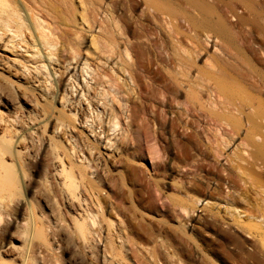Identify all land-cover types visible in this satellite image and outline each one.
I'll return each instance as SVG.
<instances>
[{
	"label": "bare ground",
	"instance_id": "obj_1",
	"mask_svg": "<svg viewBox=\"0 0 264 264\" xmlns=\"http://www.w3.org/2000/svg\"><path fill=\"white\" fill-rule=\"evenodd\" d=\"M37 1L39 0L35 2ZM65 1L60 2L67 7ZM55 2L50 3L57 4ZM71 2L72 4L69 3L73 6L74 3ZM91 2L95 6H91L95 10L92 14L97 12V16H101L105 11L107 20H104L108 23L110 21V28L105 27L109 35L103 30L102 34L106 33L109 36L108 44L104 45L108 54L105 55L111 59L112 66L108 68L111 69L112 74H100L97 78L98 73H96L95 76L90 77V80L87 79L88 82L86 80L83 86L80 83L79 73L77 75L75 72L79 60L75 62L76 65L68 63L65 67L66 75L63 71L59 72L64 66L59 62L61 50L52 51V49L60 43L62 45L64 41H59L54 29L50 28V23H47L48 20L45 21L44 18L36 15L31 9V4L29 5L26 0H0V40H4L7 34H12L11 39L21 38L22 42L28 45V49L36 50L32 56H38L34 62L30 61L33 64L32 68L27 65H25L27 69L22 67L29 75L24 77L28 76L30 79L32 86H28L33 87L30 88L31 92L36 93L37 96L36 101H33L35 106L32 105L34 107L31 108L29 104L31 111L35 113L34 118L28 121L30 118L23 113V115L18 114L19 112H14L15 117L12 118L4 116L6 112L0 114V199L16 196L18 193L16 189L19 190L24 184L22 182L28 177L26 176L22 181L24 170L20 163L16 164V158L27 152L22 154V149H28L30 146L24 145L22 149L17 150L16 145L23 140L26 141V136L30 138L33 136L37 143L42 144L43 133L39 131V125L55 116L54 105L60 93L61 106L65 108V112L73 114V118L72 114L69 115L71 120L74 119V123L60 114L55 117L60 122L56 129L62 128L58 135L61 136L60 138L70 134V139H74V142L67 147L64 142L56 140L57 142L52 145L51 149L54 152L52 157L48 155L46 160L53 162L59 160L61 165L56 170L48 169L49 173L46 174L44 185L48 184L46 186L51 193L49 186L50 183L52 184L54 199L56 195H60V192L63 193L62 198L68 210L74 212L77 209L74 213L77 215L74 218L75 234L93 245L82 249V254L91 258L90 264H192L191 257L195 247L190 241L191 238L187 236L190 231L199 236V240H202L203 234L213 235L205 249L208 255L212 254L213 257L218 258L213 260L212 256L203 257L196 264H216L215 261L218 262L220 259L225 264H264V70L260 71L256 68L258 64H264V58L258 56L254 47L258 36L264 39V0H129L127 6L132 11L139 12L138 15L136 14L137 17L134 16L137 18L134 24L135 44L133 45H136L134 49L129 37L126 36L133 26L129 25V20V23L124 21L125 17L123 20L119 13L122 6L120 0H109L108 4L105 2L106 10H103V5L101 6L102 0ZM88 4L89 7L91 3ZM99 10L102 14H98ZM64 11L61 10L62 16ZM82 13H85V9ZM104 20L100 21L102 25H105ZM94 22L96 23V20ZM85 23H88L87 19ZM101 28L99 27V30ZM242 32L243 37L240 36ZM254 32H259L260 35L257 36ZM98 36H94V39L99 38ZM243 39L245 42H241ZM74 46H70V51L73 53L72 58L76 59L79 56L77 50L79 48L76 49ZM47 60L53 62L52 72L46 65ZM197 61H202L203 68L196 66ZM87 63L86 61V66ZM116 64H120L125 74L123 86L118 82L120 75L115 72ZM86 74L91 75L90 71L89 73L86 71ZM54 76L59 77L58 85L53 81L51 90H48L49 87L47 88L44 82L53 79ZM101 77L106 79L103 84ZM90 81L101 85V89L95 88ZM7 95L11 94L7 93ZM136 95L139 102L134 98ZM31 99L33 98L29 100L32 101ZM2 103L8 105L7 101L2 100ZM12 109L16 110L14 107ZM28 112L27 114L31 113ZM7 114L10 115L8 112ZM78 126L83 127L87 132V134L78 133L79 141L72 133L74 131L72 129ZM68 128L70 131H67ZM51 149L48 152L50 154ZM145 150L151 154L150 158L153 160V170H149V173L136 164ZM8 155L11 157H7ZM27 155L26 153L25 157ZM73 156L82 163L77 165L73 162ZM47 165L52 168L51 163ZM118 167L124 169V177L120 176L119 179L121 181H118L114 174ZM174 173L177 174L175 180L164 182ZM33 178L35 177L32 176ZM124 180L133 187L134 191L125 189ZM211 181L214 183L212 184ZM56 185L62 188L60 192L56 189ZM107 187L122 198L119 200H122V203L137 195L146 213L147 211L162 213L178 225L172 226L166 221L148 219L147 215L138 217L136 213H130L131 207L124 208L120 205L112 208V210L117 209V220L110 222L107 220L108 225H104L106 216L104 214L109 211L110 203L104 197H100V193ZM164 188L172 189L175 194L168 195ZM57 197L61 199V196ZM4 200L6 202L7 199ZM201 200L207 201L201 210V213L205 211V214L195 216L200 210ZM10 202L11 200L8 203ZM50 204L51 202H47V207L51 208L50 211H54L55 207L52 205L55 203ZM61 212L59 210L60 214ZM120 214L124 215L125 220ZM62 219L64 220L62 223H65V218ZM31 221L27 222L32 223ZM48 226L50 229V224ZM35 229L39 231L37 227ZM68 230L66 231L68 233L73 231ZM103 230L107 231L106 235H103ZM39 232L42 234L41 231ZM71 235L68 236L69 241ZM162 235L178 245L181 257L176 252H171V244L168 241L164 242L160 238ZM22 236L25 238L23 233ZM26 236L28 241L27 233ZM53 237L57 240L55 236ZM54 238H51L52 241ZM50 242L47 240L46 245L50 244L52 247L53 244ZM54 242L58 247L64 244L63 241L60 242L61 244ZM65 242L67 243V240ZM27 243L29 246V242ZM99 243H102V248ZM149 244H154L150 246L151 249H148ZM75 245V250H78L80 247L76 249ZM27 248L23 258L22 256L19 258L24 259V262L28 258L27 264L31 259V262L36 264L38 260L35 259L38 257L31 254ZM65 249L66 247L61 250L64 252ZM31 250V252L36 251H33V248ZM73 251L68 252L65 263L77 262ZM20 252L22 253V250ZM30 254L35 257V261H32L33 257ZM59 254L61 255V252ZM43 256L46 259V255ZM58 259L61 263L62 255ZM43 264H46V261Z\"/></svg>",
	"mask_w": 264,
	"mask_h": 264
},
{
	"label": "rangeland",
	"instance_id": "obj_2",
	"mask_svg": "<svg viewBox=\"0 0 264 264\" xmlns=\"http://www.w3.org/2000/svg\"><path fill=\"white\" fill-rule=\"evenodd\" d=\"M27 2H28V4L30 5V6H32L31 7V9H32V11L36 14V15H38V16H40L42 19L44 18V20L46 19V20H48V24L50 25V28H53L54 29V33H56V35H57V37H59V41H64V42H62V45H61V43L56 47V48H54V49H52V51H56V49H58V50H61L60 51V55H59V62L62 64V65H64V66H62L63 68H61V69H59V72H62L63 71V73H65V75H66V71H65V67L68 65V63L70 62V63H73L72 65H76V61H78V64H77V66H76V69H75V72H77V75H78V73H79V79H81L80 80V83H81V85H83V84H85L86 83V80L88 79V80H90L91 78L90 77H93V76H95L96 75V73H98L97 74V78H98V76L100 75V74H107V75H111L112 73H111V69H109V68H111V66H112V64H111V59H109V58H107L108 56H106L105 54H107V47L105 46V45H107L108 44V40L109 39H107L109 36H107V34L109 35V32H107V29H109L110 28V21H109V23L108 22H106V20H107V16L105 15V11H104V13L102 14V12L99 10V13L98 14H102L101 16H97V12H95L94 13V15L92 14L95 10L93 9V7H91L94 3L93 2H91V1H93V0H68V2H67V0L65 1L66 2V5H67V7L65 6L64 7V4L62 3V2H60L61 0H58L59 2V4L57 3V2H55L54 0H49V1H47V0H44V1H42V0H39V1H37V2H35L34 0H26ZM52 1V3H57V4H52V3H50ZM54 1V2H53ZM71 1H73V3H74V7L72 6V5H70V3L72 4V2ZM89 1H90V3H89ZM103 1V3L101 4V6L102 7H104L103 8V10H106L107 9V5H106V3L105 2H107V4H108V1L107 0H102ZM126 1V2H125ZM128 1V2H127ZM34 2V3H33ZM47 2V3H46ZM70 2V3H69ZM81 2H83V4H81ZM120 2L122 3V6H120V11H119V13L121 14V16H122V18H123V20H124V17H125V20L124 21H126V22H128V20H129V25L130 26H133L132 27V30H130L131 31V34H130V31H129V33L127 32L126 33V36H127V38L129 37V42H130V44H132V46H133V49L134 48H136V45H133V44H135L134 42H135V37H134V24L136 23V20H137V16H136V14L138 15L139 14V12L137 11H132V9H130V7H128L129 6V0H120ZM40 4V5H35V4ZM50 3V4H49ZM68 3H69V5H68ZM86 3V4H85ZM90 5H89V4ZM105 3V4H104ZM124 3V4H123ZM127 3V4H126ZM35 5V7H34V5ZM84 4H85V6H87V4L89 5V7L87 6V7H85L84 6ZM52 7H51V6ZM57 5V6H56ZM61 6V7H58V6ZM83 5V6H82ZM128 5V6H127ZM39 6L41 7V8H39ZM42 6H44V7H42ZM72 6V7H71ZM94 6V5H93ZM106 6V7H105ZM46 7V8H45ZM69 7H70V10H69ZM82 7H83V9H85V13H82V11H83V9H82ZM85 7V8H84ZM95 7V6H94ZM122 7V8H121ZM43 8H45V9H43ZM52 8H54V9H52ZM86 8H87V10H86ZM90 8V9H89ZM92 8V9H91ZM106 8V9H105ZM36 9V10H35ZM56 9H57V11H56ZM65 10L64 11V16H62L61 14V10ZM67 9V10H66ZM72 9V10H71ZM73 9H75L74 11H73ZM76 9H78L77 11H76ZM129 9H130V11H129ZM42 11V12H37V11ZM68 10H69V12H68ZM52 11V12H51ZM63 12V11H62ZM74 12H75V14H74ZM78 12V13H77ZM131 12H132V14H131ZM43 13V14H42ZM59 13V14H58ZM66 13H67V16H66ZM70 13V14H69ZM72 13V14H71ZM44 14H46V15H44ZM54 14V15H53ZM83 14L87 17H83ZM74 17H76V18H74ZM46 16V17H45ZM49 16H50V18H49ZM58 16H60V17H58ZM72 16V17H71ZM105 16V17H104ZM134 16H136V17H134ZM63 17H64V19H63ZM67 17V18H66ZM97 17V18H96ZM100 17V18H99ZM101 17H102V19H101ZM49 18V19H48ZM59 18V19H58ZM66 18V19H65ZM71 19V20H69V19ZM57 19V20H56ZM86 19H87V22L88 23H85L86 22ZM100 19V20H99ZM104 19H106V20H104ZM45 20V21H46ZM54 20H55V23H54ZM59 20H60V22H59ZM94 20H96V23L94 22ZM98 20H99V22H98ZM102 20H104V22H105V25H102L101 23H100V21H102ZM108 20H109V18H108ZM90 21V22H89ZM94 22V23H93ZM104 22H102L103 24H104ZM58 23H59V25H58ZM63 23H64V25H63ZM69 25H68V24ZM132 23H133V25H132ZM89 24H90V26H89ZM63 25V26H62ZM65 25H66V27H65ZM87 25H88V27H87ZM92 25H93V27H92ZM108 25V26H107ZM57 26H58V30H57ZM70 27V28H69ZM82 27V28H81ZM99 27H102L101 28V30H99ZM107 29H106V28ZM67 28V29H66ZM86 28V29H85ZM105 28V29H104ZM245 28H247V27H245ZM60 29V30H59ZM248 29V28H247ZM102 30H103V32H106V33H104V34H102ZM55 31H57V32H55ZM59 31V32H58ZM67 31V32H66ZM109 31V30H108ZM64 32V33H63ZM81 32H82V34H81ZM133 32V33H132ZM62 33V34H61ZM78 33V34H77ZM255 33V35H260V34H258V33H256V32H254ZM77 34V35H76ZM80 34V35H79ZM100 34V35H99ZM64 37H63V36ZM99 35V36H98ZM133 35V36H132ZM8 36V37H7ZM83 36V37H82ZM94 36L95 37H99V38H96V39H94ZM107 36V37H106ZM241 37H243L244 36V33L242 32V34L240 35ZM11 37H13V35L12 34H7L5 37H4V40H0V106H1V108H0V114H2V113H5L4 114V116H9V117H15V115H13L14 114V112H19L18 114H24V116H28L27 118H30L28 121H30L32 118H34L33 116L35 115V113L34 112H32L31 110V108H33L34 106H35V102L33 103V101H36V98H37V96H36V93L34 94V93H32L31 92V90H30V88H33V87H31L32 85H31V83H30V79H29V75H28V73H26V71L27 70H25V69H27V68H25V65H27L28 67H30V68H32L33 67V64H32V62H30V61H35L36 60V58H38V56L36 57V56H32V55H34V52L36 51L34 48V50L31 48V49H28L29 47H28V45L26 44V42H22V39L21 38H14V39H11ZM101 37V38H100ZM103 37V38H102ZM259 38L254 42V47H255V49H256V51H257V54H258V56H261V57H263L264 58V39H262L261 38V36H258ZM61 38V39H60ZM82 40V38H83V40L81 41L80 39ZM94 40H93V39ZM261 38V39H260ZM9 39V40H8ZM28 39H30V38H28ZM78 39V40H77ZM98 39V40H97ZM102 40V41H101ZM107 40V41H106ZM3 41V42H2ZM19 41V42H18ZM31 41V40H30ZM80 41V42H79ZM5 42H6V45H5ZM15 42V43H14ZM94 42V43H93ZM95 42H97V43H95ZM99 42H101L99 45V47H98V43ZM104 42V43H103ZM241 42H245L244 41V39L241 41ZM4 45H3V44ZM12 43V44H11ZM19 43H20V46H19ZM69 43V44H68ZM80 44V46H79V44ZM15 44H17L18 45V47H17V45H15ZM64 44H66L65 46H64ZM93 44H95V45H93ZM105 44V45H104ZM9 45V46H8ZM13 45H15L14 47H12ZM67 45H70V46H74V48H79V49H77L78 50V52H79V56L76 58V59H73L72 58V56H73V53H71V51H70V46H67ZM77 45H78V47H77ZM60 46H62V48H60ZM94 46H96V48L94 47ZM103 46V47H102ZM105 46V47H104ZM19 47H21V48H19ZM23 47H25V48H23ZM100 47H102V48H100ZM14 48H15V50H14ZM23 48V49H22ZM98 48L100 49V50H98ZM104 48V49H103ZM18 49V50H17ZM28 49V50H27ZM97 51H96V50ZM103 49V50H102ZM30 50H32V51H30ZM80 50V51H79ZM209 52H211V49H210V46H209ZM232 52H234V51H232ZM244 52V54H246V52H245V50L243 51ZM33 53V54H32ZM108 55V54H107ZM133 54H131V56H132ZM2 58V59H1ZM3 60V62H1ZM15 60V61H14ZM24 61V62H23ZM88 62L87 64H88V66H86L85 65V62ZM4 62H6V63H4ZM18 62H20V63H18ZM21 62H23V63H21ZM28 62V63H27ZM2 63H4V64H2ZM15 63V64H14ZM30 63V64H29ZM20 64V65H19ZM22 64H24L23 66H21ZM53 62L51 61V60H47L46 61V65H47V67H48V69L52 72V67H53ZM114 64V63H113ZM30 65V66H29ZM49 65V66H48ZM52 65V66H51ZM13 66V67H12ZM21 66V67H20ZM114 66V65H113ZM196 66L197 67H200V68H203V63H202V61H197V64H196ZM1 67H3L2 69H1ZM25 68V69H23V68ZM72 67V66H71ZM88 67V68H87ZM109 67V68H108ZM86 70H85V69ZM114 68H115V72L117 73V74H119L118 76H119V79L120 80H118V82H119V84L121 85V86H123V77H125V74H123L124 72H122V67L120 66V64L118 65V64H116L115 66H114ZM258 70H264V64H258L257 65V67H256ZM17 69V70H16ZM23 69V70H22ZM94 71V73L92 72V71ZM16 71H18V73L16 72ZM30 71H32V70H30ZM65 71V72H64ZM81 71H83V72H81ZM86 71H88V73H89V71H90V73H91V75L90 76H88L87 74H86ZM72 73H74V70H73V72ZM71 73V74H72ZM111 73V74H110ZM60 74V73H59ZM59 74H58V76H59ZM80 74H81V77H80ZM84 74V75H83ZM95 74V75H94ZM114 74V73H113ZM20 75V76H19ZM22 75V76H21ZM26 75H28L27 77H24V76H26ZM45 75V77H46V73L44 74ZM64 75V76H65ZM58 76H54V78L53 79H48L47 81L48 82H50V83H48L47 81H45L44 83H46V85H47V88H48V90H51L50 88V86L51 85H53L52 83H53V81L58 85V83H57V80H58ZM63 76V77H64ZM84 76V77H83ZM48 77V76H47ZM83 77V78H82ZM85 78V79H84ZM83 79H84V81H83ZM101 84H103V82L104 81H106V79L103 77H101ZM8 80V81H7ZM28 80V81H27ZM49 80H51V81H49ZM88 80H87V82H88ZM3 82V83H2ZM5 82V83H4ZM85 82V83H84ZM95 82L94 81H90V84L91 85H93L95 88H98V90H100L101 89V85H96V84H94ZM1 84H4V85H1ZM7 84V85H6ZM26 84V86H24ZM6 85V86H5ZM28 85H31V86H28ZM49 85V86H48ZM84 86V85H83ZM97 86V87H96ZM107 88H108V85L106 84L105 85ZM130 86V85H129ZM131 86H133L132 84H131ZM4 87V88H3ZM22 87V88H21ZM24 88H25V90H24ZM36 88V87H35ZM81 88V87H80ZM130 88V87H129ZM6 89H7V91L8 92H6ZM28 89V90H27ZM28 91V92H27ZM110 92H111V90H109ZM7 93L8 94H11L10 96L9 95H7ZM24 93V94H23ZM27 93V94H26ZM7 96H9V97H11V98H9L8 97V99L6 98V95ZM27 95L28 97H30V98H33V99H31L32 101H30L29 99H26V98H28L27 96H26V98H25V96L24 95ZM30 94V95H29ZM32 94H34V95H32ZM82 93L80 92V95H81ZM112 94V93H111ZM13 95V96H12ZM16 95V96H15ZM5 96V97H4ZM19 96H21L19 99L20 100H18V97ZM112 96V95H111ZM111 96H109V97H111ZM14 97H16V99H14ZM36 97V98H35ZM135 98V100L136 101H138L139 102V99H138V97H137V95L134 97ZM35 99V100H34ZM62 96L60 95V93L57 95V98H56V101H55V105H54V113H55V116H53L52 118H50V120L48 121V122H44V123H41L40 125H39V127H40V132L41 133H43L42 134V139H41V141H42V144H40V143H37L36 142V140H34L32 137L33 136H31V138H30V136H26V138H25V140L26 141H24L23 140V142L21 143V145H20V143L19 144H17L16 146H17V150H20V148L22 149V147H24V145L25 146H30L28 149H22L21 151H23L22 152V154L24 153V152H26L28 155L25 157V155H26V153H24L22 156H17V158H16V164L18 165V163H20L21 165H22V168H23V170H24V174H22V175H24V177L22 176L21 178H22V181H24L25 180V177L26 176H28L27 178H26V180L24 181V182H22V186L20 187V189L19 190H17L16 189V191H18V193H16V196H10V197H3L2 199L3 200H1L0 199V207L3 209V212H1L2 211V209L0 208V214L2 215H0V221H1V218H3V220L0 222V264H27V261H28V258H27V260L24 262L23 260H21L19 257H21V258H23V256H24V252H26V247H28L27 248V250H29L30 251V253L31 254H33V255H35V257L37 258H41L42 256H43V254L44 255H46V259H45V256H43L44 257V259H35V260H38V261H36L37 263H39V264H43L45 261H46V264H53V263H55V264H81L82 262H84V263H82V264H88V262H89V264L91 263V258L89 259V257L88 256H86V255H83L82 253H83V250L82 249H84L86 246H93L91 243H87L86 241H83L81 238H80V236L78 235H76L75 234V226H74V218L77 216L76 214H74L75 212H77V209H75L74 210V212H73V210H68V208L65 206V200L62 198V196H63V193L62 192H60V190L62 189L59 185H56V189L60 192V195L58 194V195H56V198L54 199L53 198V191H52V184L50 183V188H51V193H50V191L48 190V186H46V185H48V184H45L44 185V183L46 182L45 180H46V174H48L49 173V170H56V168L58 169L59 167H60V161L59 160H54V162L53 161H47L46 160V158H47V156L49 155V157H52V152H54V151H52V149H51V147H52V145L53 144H55L57 141L56 140H58V142H64L65 144H66V146L67 147H69L70 145H71V143H73L74 142V139H70V134H67V135H65V136H62V138H60L58 135L60 134V132H61V127L59 128V130L58 129H56L58 126H59V124L58 123H60L55 117L56 116H58V115H63V116H65L66 118H68L71 122H73L74 123V119L73 120H71L74 116H73V114L72 113H68V112H65V108L64 107H62L61 106V102H62ZM2 100L3 101H7L8 102V105H3V103H2ZM27 100V101H26ZM24 102V103H23ZM11 103H12V105H11ZM16 103V104H15ZM18 103H20V104H18ZM32 106V105H34V106H30V105ZM3 105V106H2ZM10 105H11V108H10ZM15 105V106H14ZM19 105V106H18ZM5 106V107H4ZM9 108H8V107ZM21 106V107H20ZM115 106H116V108H118L117 107V104H115ZM139 106V105H138ZM7 107V108H6ZM14 107V109H16V110H13L12 108ZM17 107V108H16ZM31 107V108H30ZM24 108V109H23ZM26 108H29V109H26ZM139 108H140V106H139ZM7 109H9V110H7ZM21 109V110H20ZM13 110V111H12ZM3 111V112H2ZM31 112V113H29V112ZM7 112L10 114V115H8L7 114ZM27 112L29 113V114H27ZM59 112H61V113H59ZM66 113V114H65ZM12 114V115H11ZM22 114V115H23ZM27 114V115H26ZM32 114V115H31ZM69 114H72V116L71 115H69ZM69 116V117H68ZM70 116L72 117V118H70ZM25 117V118H26ZM54 118V119H53ZM55 119H56V121H55ZM52 120H54V122L52 121ZM36 122L38 121V120H35ZM35 121H34V123H35ZM50 122V123H49ZM22 124H24L23 122H21ZM52 123V124H51ZM49 124H50V127H49ZM43 125V126H42ZM51 125H53V126H51ZM77 126V125H76ZM74 130V131H73ZM78 130H79V132H78ZM84 131V128L83 127H79L78 126V128H76V129H72V133H73V135H75V137H77V140L79 141V139H78V136H79V134L78 133H83V134H87V132L86 131ZM32 131V130H31ZM59 131V132H58ZM67 131H70V128H68L67 129ZM81 131V132H80ZM77 132V133H76ZM40 133V134H41ZM29 134V133H28ZM34 136H36V135H34ZM46 136V137H45ZM52 136H54V137H52ZM28 138H30V139H28ZM21 139V138H20ZM45 139V140H44ZM63 140V141H61V140ZM29 141H31V143L29 142ZM45 141V142H44ZM29 143V144H26V143ZM81 143V142H80ZM45 144V145H44ZM151 144V143H150ZM21 147H20V146ZM34 147H33V146ZM35 145H36V147H35ZM40 145H42V146H40ZM39 147H41V149L39 148ZM50 147V148H49ZM31 148H33L32 149V151H30V149ZM43 148V149H42ZM49 149H51V154L50 153H48V152H50L49 151ZM85 150H86V148H84ZM25 150V151H24ZM42 150V151H41ZM84 150V151H85ZM21 151H15V152H21ZM42 152V153H41ZM104 152H106V151H104ZM107 153V152H106ZM33 154V155H32ZM34 154H35V157H34ZM38 154V155H37ZM44 154V155H43ZM85 154L86 155H88V152L87 151H85ZM24 156V157H23ZM40 156V157H39ZM7 157H11V155H8ZM31 157V158H30ZM37 157V158H36ZM75 157L76 156H73V162H75L77 165H80L81 163H82V161H80V159H75ZM151 157V154L147 151V150H145L144 151V155H142V158L140 157V159H137V165L139 166L140 165V167L141 168H143V170H148V171H146V172H150L149 170H153V167H152V163H153V160L150 158ZM33 158H35V159H33ZM31 159H33V160H31ZM108 159H110V157L108 158ZM25 160V161H24ZM19 161V162H18ZM24 161V162H23ZM31 161V162H30ZM59 161V162H58ZM78 161V162H77ZM80 162V163H79ZM24 163V164H23ZM47 163H51V165H50V167H52V168H49L48 167V165H47ZM55 163V164H54ZM57 163H59V164H57ZM223 163H225V161L223 162ZM56 166V167H54V166ZM142 165V166H141ZM16 166V165H15ZM24 166V167H23ZM118 166H120V165H118ZM26 168V169H25ZM33 168H35V169H33ZM39 168V169H38ZM53 168H55V169H53ZM49 169V170H48ZM26 172V173H25ZM46 172V173H45ZM51 173H52V171H51ZM117 173V174H116ZM152 173V172H151ZM200 173V172H199ZM26 174V175H25ZM28 174V175H27ZM53 174V173H52ZM114 174H115V176H116V179H118V181H121V180H119V179H121V177H124L123 175H124V169L123 168H116L115 169V172H114ZM202 174H204V173H202ZM31 175V176H30ZM30 176V177H29ZM32 176L33 177H35V178H33L32 179ZM43 176V177H42ZM121 176V177H120ZM176 176H177V174L176 173H174V174H172V176H170L169 177V179H165L164 180V182H170L171 180H175L176 179ZM24 179V180H23ZM29 179H31V181L29 180ZM45 179V180H44ZM44 180V181H43ZM52 180V179H51ZM26 182V183H25ZM30 182V183H29ZM52 182H53V180H52ZM124 182V184H125V189H127L128 191H134V189H133V187L132 186H130V185H128V183L124 180L123 181ZM34 183V184H33ZM55 183H57V181L55 182ZM211 183L213 184L214 183V181H211ZM26 185H28L27 187H25ZM58 186H59V188H58ZM24 187H25V190H24ZM45 188V189H44ZM61 188V189H60ZM26 189H27V191H26ZM166 189V190H165ZM45 190V191H44ZM104 191L102 192V193H100V197H104L105 199H107L108 201H109V203H110V207H109V211L108 212H106L104 215H106L105 216V221H104V225H108L107 224V220H108V222H110L111 220H117V217H116V210L117 209H114V210H112V208H114V207H117L118 205H120L121 207H123L124 206V208L126 207V208H130L131 207V211H130V213H136V215L138 216V217H142L143 215H144V217H146V215H147V217H148V219H154V220H156V221H158V219L159 220H161V221H166V223H168L169 225H171L172 224V226H177L178 225V223L177 222H175V221H170L167 217H165V215H163L162 213H158V212H148L147 211V213H146V211H145V209L143 208V206H142V203L140 202V200H139V197L137 196V195H135V197H132L131 199H129V201L128 200H125V201H123V203H122V200L121 201H119L120 200V198L121 197H119L113 190H111L110 188H105V189H103ZM58 191H56V194L58 193ZM105 191H107V192H105ZM164 191L168 194V195H173V194H175V191H173L172 189H169V188H164ZM38 192V193H37ZM35 193H37V194H35ZM62 193V194H61ZM42 195V196H41ZM47 195H50V196H52V198L50 197V196H47ZM18 196V201H17V199H16V197ZM22 196V197H21ZM45 196H47V197H45ZM57 196H61V199L63 200H59V198L57 197ZM15 197V198H14ZM20 197V198H19ZM43 197V198H42ZM7 199V200H11V202L10 203H8L9 201H7L6 200V202H5V200L4 199ZM46 198H48L49 200L48 201H46L45 199ZM13 199V200H12ZM15 199H16V202H14L15 201ZM19 199H21V201H19ZM23 199V200H22ZM42 199V200H41ZM122 199V198H121ZM58 202V203H56V202ZM202 202L201 203H203V205H201V203L199 204V207H200V210L198 211V212H196L195 213V216H197V214H201V216L202 215H204L205 214V211H204V213H203V211H202V213H201V210H202V207H204L205 206V204H206V202L207 201H204V200H201ZM4 204V202L6 203V204H8V206L6 205V204H2V203ZM47 202H51V204L50 205H52V204H54V205H52L53 207H55L54 208V211H50V207H47ZM119 202V203H118ZM20 203H22V204H20ZM125 203V204H124ZM2 204V205H1ZM56 204H58V205H56ZM115 204H116V206H115ZM124 204V205H123ZM13 205V206H12ZM78 205V204H77ZM4 206V207H3ZM6 206V207H5ZM61 206V207H60ZM59 207V208H58ZM38 208V209H37ZM57 208H58V210H57ZM121 209V208H120ZM119 208H118V210H120ZM4 210H6L5 212H4ZM59 210H60V212H61V214L59 213ZM48 211V212H47ZM58 211V212H57ZM79 211V210H78ZM51 212V213H50ZM53 212H56V213H53ZM110 212V213H109ZM5 213V214H4ZM7 213H9L10 214V216H9V214H7ZM65 213H66V215H65ZM73 213V214H72ZM150 213V214H149ZM4 214V215H3ZM45 216H43V215ZM54 214H56L55 215V217L53 216ZM6 215V216H5ZM59 215H60V217H61V219H60V217H59ZM62 215V216H61ZM64 215V216H63ZM122 215V216H121ZM4 216V217H3ZM66 216V217H65ZM124 215L123 214H120V217L122 218ZM162 216V217H161ZM11 217V218H10ZM30 217H31V219H32V221H31V219H30ZM57 217V218H56ZM59 217V218H58ZM62 217L63 218H65V223H62L64 220L62 219ZM9 218V219H8ZM5 219V220H4ZM27 219V220H26ZM56 219V220H55ZM69 219V220H68ZM123 219L125 220V218L123 217ZM36 222H35V221ZM60 220V221H59ZM168 220V221H167ZM27 221H31L34 225H31L32 223H30V222H27ZM73 223H72V222ZM28 224H27V223ZM47 222V223H46ZM67 222V223H66ZM170 222V223H169ZM30 223V224H29ZM46 223V224H45ZM55 223V224H54ZM62 223V224H61ZM50 224V229H49V226L48 225ZM63 225V224H65V226H61V225ZM27 226H29V228H30V230H29V228L27 227ZM42 226H44V228L42 227ZM59 226H61V227H59ZM73 226V227H72ZM35 227H37V229L39 230V231H41L42 232V234L39 232V231H37L36 229H35ZM39 227H41V228H43V229H45V230H41V228H39ZM48 227V228H47ZM54 227V228H53ZM57 227V228H56ZM61 228L62 229V231L63 232H61V229H59V228ZM71 227V228H70ZM27 228V230L25 231V229ZM51 228H52V232H51ZM64 228H67V230L70 232L71 230H73L74 231V233H73V231L72 232H70V233H68V232H66L67 230H63ZM54 229V230H53ZM59 229V230H58ZM71 229V230H70ZM36 230V231H35ZM49 230V231H48ZM35 231V232H34ZM53 231H54V233H53ZM60 231V232H59ZM65 231V232H64ZM38 232V233H37ZM55 232H58V233H55ZM107 231H105L104 232V230H103V235H106L107 233H106ZM22 233H23V235H25V238H24V236H22ZM26 233L28 234V241H27V236H26ZM40 233V234H39ZM49 235H48V234ZM51 233H52V235H51ZM63 233V234H62ZM68 233V234H67ZM31 234H36V235H32L31 236ZM56 234V235H55ZM62 236H61V235ZM64 234L66 235V236H64ZM71 234H73L74 235V237H73V235H71ZM191 233V231L189 232V233H187V236H188V238L190 239V241H191V243H192V245H194V247H195V250L192 252V257H191V262H192V264H196L197 262L199 263V260L200 259H202L203 257L204 258H209V256H212V254L211 255H208V251L205 249V247H206V244H209V240L211 239V238H213L211 235H207V236H205V234H203V236H201L202 237V240H199L198 239V237L195 235V234H192ZM72 236V237H69V239H70V241L68 240V236ZM35 236H37V237H35ZM53 236H55L56 237V239L57 240H55V238L53 237ZM58 236H60V237H62V238H60V237H58ZM75 236H77V237H75ZM54 238V240L52 241V239ZM58 237V238H57ZM67 239H66V238ZM195 237V238H194ZM206 237V238H205ZM44 238H45V241H46V243H45V241H43L44 240ZM49 238V239H48ZM77 238H79L78 240H77ZM162 240H164V242H167L169 239L166 237V236H164V235H162L161 237H160ZM164 238V239H163ZM204 238V239H203ZM63 239V240H62ZM67 240V243L65 242L66 240ZM168 239V240H167ZM47 240L49 241H51L50 243H52L53 245L54 244H56L54 241H56L58 244H61L62 242L61 241H63V245H60V247H58L57 246V244H56V246L54 245H52V247L50 246V244L49 245H46L47 244ZM60 240V241H59ZM65 240V241H64ZM71 240H73V242L71 241ZM29 242V246H28V243L27 242ZM76 241V242H75ZM26 242V243H25ZM38 244H37V243ZM54 242V243H53ZM61 242V243H60ZM69 242H72L71 244H69ZM85 242H86V245H85ZM25 243V244H24ZM32 243H34V244H32ZM35 243H36V245H35ZM77 243V244H76ZM168 243L169 244H171L170 245V250H171V252H176L177 253V255H179L180 253L178 252L179 251V248L176 246V243L175 242H171V241H168ZM66 244H68V245H66ZM76 244V245H75ZM91 244V245H90ZM205 244V245H204ZM27 245V246H26ZM32 245H33V247H32ZM34 245H35V248H34ZM71 245H73L72 247H71ZM74 245L75 246H77L76 247V249H78L79 247L81 248H79L78 250H75V247H74ZM99 245H100V247L102 248V243H99ZM151 245H154V244H149V248L148 249H151ZM66 247V249L64 250V252H63V250H61L62 248H64V247ZM67 246H68V248H67ZM147 246H148V244L146 245V248H147ZM151 246V247H150ZM22 247L25 249H22ZM51 247V248H50ZM55 247V248H54ZM73 247H74V249H73ZM21 248V249H20ZM31 248H33L34 250L33 251H35V252H31L32 250H31ZM57 248V249H56ZM61 248V249H60ZM70 248H72V249H70ZM52 249H56L55 251H53ZM60 249V250H59ZM68 249H69V251L70 250H74L73 252L75 253V259L77 260V262H71V263H65V259H67V257H68ZM22 250V253L20 252ZM176 250V251H175ZM51 251V252H50ZM77 251V252H76ZM80 251H82L81 253H80ZM56 252V254H54ZM59 252H61V255H62V259H61V263H59V261H60V259H58V258H60L61 257V255L59 254ZM63 252V253H62ZM66 252V253H65ZM20 253V254H19ZM41 253V254H40ZM79 253V254H78ZM30 254V256H32L33 257V255H31ZM57 254H59V255H57ZM64 254V255H63ZM47 255H48V257H47ZM52 255V256H51ZM77 255V256H76ZM58 256V258H56ZM65 258H64V257ZM84 257V258H82L81 259V257ZM180 256V255H179ZM194 256V257H193ZM31 257V258H32ZM35 257H33V259H32V261L34 260V258ZM57 259H55V258ZM78 257V258H77ZM181 257V256H180ZM52 258H53V260H52ZM88 258V259H87ZM176 258V257H175ZM174 258V259H175ZM183 258V257H182ZM217 257H213L212 256V259L214 260V259H216ZM19 259V260H18ZM48 259V260H47ZM84 259V260H83ZM218 259V258H217ZM21 260V261H20ZM34 260V261H35ZM42 260V261H41ZM50 260V261H49ZM59 260V261H58ZM79 260H80V262H79ZM87 262H86V261ZM44 261V262H43ZM63 261V262H62ZM41 262V263H40ZM48 262V263H47ZM50 262H52V263H50ZM29 264H35V262H31V259L29 260V262H28ZM36 263V264H37ZM215 263L217 264H225V263H223L222 262V260L220 259V260H218V262H216L215 261Z\"/></svg>",
	"mask_w": 264,
	"mask_h": 264
}]
</instances>
